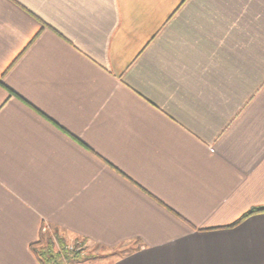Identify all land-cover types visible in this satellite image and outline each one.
Here are the masks:
<instances>
[{
	"label": "crops",
	"instance_id": "1",
	"mask_svg": "<svg viewBox=\"0 0 264 264\" xmlns=\"http://www.w3.org/2000/svg\"><path fill=\"white\" fill-rule=\"evenodd\" d=\"M263 207L264 0H0V264H264Z\"/></svg>",
	"mask_w": 264,
	"mask_h": 264
},
{
	"label": "trees",
	"instance_id": "2",
	"mask_svg": "<svg viewBox=\"0 0 264 264\" xmlns=\"http://www.w3.org/2000/svg\"><path fill=\"white\" fill-rule=\"evenodd\" d=\"M262 212H264V207L253 209L244 216V219ZM54 233V238L49 237L46 239L45 243L43 242L44 234H42L40 240L31 245V250L39 263L71 264L74 261L80 262L82 260L81 253L70 251L66 239L59 235L58 230L54 229ZM56 244L58 245L59 250L56 249ZM81 245L83 246V244Z\"/></svg>",
	"mask_w": 264,
	"mask_h": 264
},
{
	"label": "rangeland",
	"instance_id": "3",
	"mask_svg": "<svg viewBox=\"0 0 264 264\" xmlns=\"http://www.w3.org/2000/svg\"><path fill=\"white\" fill-rule=\"evenodd\" d=\"M58 232L61 237H65L66 239L67 236L64 235V233H62L61 231ZM43 234H44L43 242L45 243L46 239H48L49 237L54 238V234H55L54 229L49 227L47 231L44 232ZM81 244H83L82 247L80 246ZM68 247L70 248L78 247V249L79 248L83 249V250L81 249L80 251L82 260L80 262L74 261L71 264H112L113 260L116 257L124 254L125 252L131 249L130 247H128V245H124L114 249H106L100 246L89 244L87 242L85 243L82 240H78L77 242L69 241ZM56 249L59 250L57 244H56Z\"/></svg>",
	"mask_w": 264,
	"mask_h": 264
},
{
	"label": "built area",
	"instance_id": "4",
	"mask_svg": "<svg viewBox=\"0 0 264 264\" xmlns=\"http://www.w3.org/2000/svg\"><path fill=\"white\" fill-rule=\"evenodd\" d=\"M48 228H49V227H45V228L43 229V233L46 232ZM80 246L82 247V245H80ZM69 249H70V251L80 252L82 248H79V249H78V247H77V248H76V247H71V248L69 247ZM82 250H83V249H82Z\"/></svg>",
	"mask_w": 264,
	"mask_h": 264
}]
</instances>
